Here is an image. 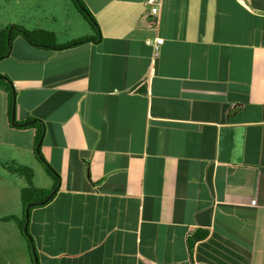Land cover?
<instances>
[{
	"label": "crops",
	"instance_id": "crops-1",
	"mask_svg": "<svg viewBox=\"0 0 264 264\" xmlns=\"http://www.w3.org/2000/svg\"><path fill=\"white\" fill-rule=\"evenodd\" d=\"M35 2L31 25L0 28L95 39L17 37L0 59L60 179L30 214L38 263L264 264V0H162L158 25L147 0H81L98 33L72 0ZM9 99L0 87V157L33 170L36 130Z\"/></svg>",
	"mask_w": 264,
	"mask_h": 264
},
{
	"label": "rangeland",
	"instance_id": "rangeland-1",
	"mask_svg": "<svg viewBox=\"0 0 264 264\" xmlns=\"http://www.w3.org/2000/svg\"><path fill=\"white\" fill-rule=\"evenodd\" d=\"M36 8H37V4L35 0H0V14H2V19L5 21L13 20L14 22H17L18 24H24V26L31 25L29 21V17L34 18L33 16H31V13ZM41 13H42L41 11H38V14H41ZM87 23L90 24V22H87ZM0 29L4 30L5 27L2 26ZM12 69L11 67L9 68V70L11 71ZM6 78H7V81L9 80L11 81L10 79L11 77H6ZM27 93L29 94L31 92L26 91V94ZM33 97L40 98V96H36V95H33ZM16 102L18 103L17 99H16ZM19 130H22V129H19ZM34 157L35 158L33 160V174H35L34 175L35 178L32 179V181L36 188L38 189L44 188L43 183L46 182L47 177H48L46 173L47 167H46V164H44L43 161L40 160L41 157H37L36 155ZM10 158H13L12 154H10ZM3 162L4 161L0 157V171L3 172V174L8 176L9 178H7L6 176H3L7 180V187L0 189V196H1L0 197V218L3 219L8 216H16V217H20L21 219H23L24 217L22 213V204H21L20 198H21L22 188L23 186L25 187L26 185V177H25L26 175H23L22 172H21L22 174L21 173L16 174L14 172V170L16 169L18 165L16 164V162L14 163L13 161H10L7 165ZM30 167L31 166H28L29 169ZM9 179L11 180V183ZM16 180L18 182V185H16L15 183ZM18 186L21 187V191L17 192L16 188ZM44 190H48V189H44ZM25 227H26V224L24 226V231L21 230L24 234H26ZM21 231L19 230L18 227L17 228L8 227L6 231L0 230V253H6L8 259L9 257H16L17 260H12L11 262L12 264H30V262L28 261V258H29L28 255L30 256L29 238L23 236V233ZM8 251L10 252L8 253ZM32 255L34 259L33 264H36L35 256L33 252H32Z\"/></svg>",
	"mask_w": 264,
	"mask_h": 264
},
{
	"label": "trees",
	"instance_id": "trees-1",
	"mask_svg": "<svg viewBox=\"0 0 264 264\" xmlns=\"http://www.w3.org/2000/svg\"><path fill=\"white\" fill-rule=\"evenodd\" d=\"M75 7L77 8V10L81 13V15H83V17L90 23L93 24L94 28L96 29L97 33L99 31V28L97 27L94 18L92 16V14L89 12V10L87 9V7L83 4V2H81V0H72ZM12 27H8L4 30H0V59H4V58H8L10 51H11V47L13 45V41L17 38V37H23L29 45H31L34 48H45V49H53V50H59V49H67L69 47H74V46H79L82 44H87L90 43L91 41H94V38H83L80 39L79 41L73 43V44H69L67 46L64 47H59V45H57L56 43V38L54 33L48 32V31H26L20 27H14V29H11ZM5 81L7 83L10 84V81H7V78L3 75H0V87L3 89H7L9 91V119L10 122L12 123V112L14 107V100H15V93H14V88H12L11 86H9V84L5 83ZM16 109V108H15ZM30 122V121H29ZM17 128L20 129H35L36 130V139H35V152L37 154V157H41L40 160L43 161L44 164H46L47 167V172L50 174V176L54 177L56 179V183H57V187L54 188L52 191H47L44 189H38L34 186L32 179H34V174H33V170L26 168V167H20L17 166L16 169L14 170V172L16 174H20L21 172L23 173V175H26V185L23 188V190L21 191V204H22V213H23V219H21L20 217H16V216H8L6 218H3L0 222L3 223H10L13 222L14 224L17 225V227L19 228V230H23L24 231V226L26 224V209L30 204H41L43 203L50 195H52V193L54 191H56L58 189V186L60 184V179L58 177V175L56 174L55 170L49 166L47 164V162L45 161L43 154L41 152L42 146L38 149V145L41 143V145L43 144V138H44V126L42 124H31V123H24V125H18L16 123L15 125ZM21 173V174H22ZM45 206L47 204H44ZM43 205V206H44ZM42 207V205H37V207L31 208L30 209V214L33 210ZM30 218V216H29ZM22 232V231H21ZM23 233V232H22ZM23 236L29 238V242L31 245V248H34V244H33V240L29 234V228H27V232L26 234L23 233ZM205 237V235L201 236V239ZM197 239H200V237H197ZM35 249V248H34ZM35 255L38 258L37 252L35 251ZM31 256L32 253H31ZM33 258V257H32ZM34 261V259H33ZM38 264V262H37Z\"/></svg>",
	"mask_w": 264,
	"mask_h": 264
},
{
	"label": "built area",
	"instance_id": "built-area-1",
	"mask_svg": "<svg viewBox=\"0 0 264 264\" xmlns=\"http://www.w3.org/2000/svg\"><path fill=\"white\" fill-rule=\"evenodd\" d=\"M147 4L150 7V12L153 15L156 24H159V14L162 9V0H147ZM164 40L161 38H155L153 40L146 41V44L150 46L154 52V56L158 57L159 50L161 46L163 45ZM253 205H256V202L252 203Z\"/></svg>",
	"mask_w": 264,
	"mask_h": 264
},
{
	"label": "water",
	"instance_id": "water-1",
	"mask_svg": "<svg viewBox=\"0 0 264 264\" xmlns=\"http://www.w3.org/2000/svg\"><path fill=\"white\" fill-rule=\"evenodd\" d=\"M15 100H16V97H15ZM14 100V107L16 105V101ZM12 124L15 126L16 125V117H15V108L13 109V112H12ZM41 147V143L38 145V149ZM55 194V192L49 197L47 198L43 203L41 204H30L27 209H26V227H25V233L27 232V228H28V225H29V216H30V209L31 208H34V207H37V205H44L46 203H49L52 196ZM32 252L34 253V256H35V261H36V264L38 262V258L37 256L35 255V249L33 248L32 249Z\"/></svg>",
	"mask_w": 264,
	"mask_h": 264
}]
</instances>
